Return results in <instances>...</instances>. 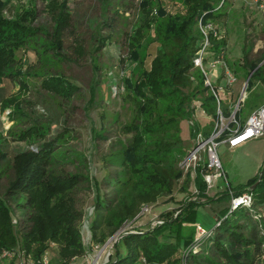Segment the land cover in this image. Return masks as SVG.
Masks as SVG:
<instances>
[{
  "label": "trees",
  "instance_id": "obj_1",
  "mask_svg": "<svg viewBox=\"0 0 264 264\" xmlns=\"http://www.w3.org/2000/svg\"><path fill=\"white\" fill-rule=\"evenodd\" d=\"M94 1L88 11L93 7L99 13L90 17L78 13L79 0H0V111L10 109L13 122L5 135L0 120V255L19 249L36 264L48 256L51 264H70L89 253L82 235L84 192L94 195L91 245L101 246L136 222L143 207L164 198L172 202L175 192L190 193L194 183L198 193L185 199L178 217L169 211L162 214L161 225L125 230L105 263L182 264L183 253L194 241L186 225L194 221L196 208L231 201L226 191L209 197L203 168L193 179L181 163L199 134L212 136L218 118L216 99L194 63L205 41L201 25L211 22L221 29L222 24L227 30L235 13L230 0ZM170 3L180 10H170ZM129 10H135L136 17L133 28L126 30L120 23L128 20ZM245 30L239 66L246 77L254 72L247 92L253 81L264 86V49L254 57L256 45ZM209 36L205 62L227 51L226 34ZM110 45L124 47L120 61L133 65L116 86L115 95L129 108L125 120L121 113L100 110V89L109 82L102 55ZM69 50L77 56L75 62L86 61L93 69L84 110L89 115L96 109L100 119L92 140L104 170L101 179L92 174L88 155L73 143L68 116L84 94L63 68L72 60ZM14 86L19 87L17 93H12ZM32 94L38 97L31 99ZM40 104L46 105L42 113ZM263 105L258 99L255 111ZM223 109L230 117L229 107ZM185 121L191 146L182 138ZM227 136L225 132L220 141ZM10 141L25 147L11 150ZM101 143L108 146L102 149ZM258 180L233 188L236 195L250 192L252 205L226 209L220 225L187 264H264V167L256 185Z\"/></svg>",
  "mask_w": 264,
  "mask_h": 264
},
{
  "label": "rangeland",
  "instance_id": "obj_2",
  "mask_svg": "<svg viewBox=\"0 0 264 264\" xmlns=\"http://www.w3.org/2000/svg\"><path fill=\"white\" fill-rule=\"evenodd\" d=\"M79 2L80 5L77 7V10L80 15L85 13L89 14L90 17L98 15V10L93 8V4H96L94 3V0H79ZM229 3L232 11L235 13L233 14L234 19H231L232 21L228 25L227 30V27L225 28V25L221 24V31L223 35L226 34L227 60L234 68H237L238 80L227 93L224 95L221 94V100L223 107H229L232 115V106L236 105L239 101L243 87L248 79L243 69L239 66V59L243 54V47L245 44V29L249 30L250 38L255 45L260 42L264 44V12L258 7L256 0H230ZM38 5L39 10H43L42 2H39ZM92 5L93 7L88 11ZM168 8L172 11L180 10V6L176 3H170ZM243 14L245 15V25H243ZM127 15L129 16L128 20L123 23H120V21L119 23L123 24L126 30H131L135 21L136 11L129 10V14ZM81 25L84 29H86V23H81ZM119 39L121 41L122 34L119 36ZM69 43H72L71 37L69 38ZM68 52L72 60L65 62L63 68L65 72L83 88L82 93L84 94L77 102H75L76 108L74 112L70 113L68 116L69 126L76 137V140L73 141V143L80 147V149L88 155L91 161L92 174L98 179H101L104 174V170L101 166V162H99V154L96 153L94 149V142L92 140V129L100 126V119L97 116L96 109L89 115L84 110V107L87 106V101L89 99V89L92 82L93 69L86 61L81 60L75 62L77 56L73 55L70 50ZM260 52L261 51L259 50H255L253 54L254 57L259 55ZM124 54H126V51L122 46L120 48L115 45H110L104 50L102 60L106 62L104 71L109 74V82L107 86L100 89V94L103 95L104 100V102L101 103L100 110L103 108L108 109L106 110L108 112L107 115L121 113L123 120H125L128 116L127 114L129 113V108L128 105L122 101V99H118V95H115L117 92L116 86H121V77L129 74L130 70L133 68V65L130 63L123 66L120 58L123 57ZM18 90L19 87L14 86L12 93H17ZM246 93V100L241 106V111L237 114V119L243 126L247 123L248 118L255 111L256 101L260 98L264 100V86L257 84L256 81H253L252 87L248 89ZM34 96L38 97L37 94H32L31 99H34ZM45 107L46 105L40 104L38 110L42 113ZM9 112L10 109H6L4 112L0 111V120L2 122L5 135H7L8 131L13 126V122L9 120ZM182 138L187 145L191 146L193 144L190 137V124L187 121L182 123ZM10 142L9 147L11 150L22 149L25 147L23 143ZM107 146V143L100 144L102 149H105ZM218 154L230 185L233 188L244 187L251 180L260 176L263 172L264 137L250 141L237 149H231L228 144L222 142L218 148ZM193 189L194 187L191 183L190 193H180V191H177L174 194V200L172 202L170 201V198H164L153 206L143 207L140 215L136 219V222H131L125 225L117 235L110 238L106 244L101 246L91 245L89 219L93 212L94 195L90 192H84V194H81V207L85 213L82 223V235L84 243L89 247V253L86 257L73 261L70 264H105L110 255L113 253V246L114 243L118 241L119 234L131 227L154 228L161 225L163 223L161 218L162 214L169 211L174 212V217H178L180 209L184 206L185 199L187 197L192 199L195 197L193 196ZM225 191L226 183L223 180H218L216 186L209 190L208 196L214 198L217 193ZM228 208H231V202L229 200H223L220 202L213 201L211 203L198 206L195 211L194 221L186 225V233L194 235L193 243L196 242L198 229L203 228L207 232L212 231L217 226L219 217ZM47 259L49 264H51L49 256ZM0 264L36 263L32 256L26 255L24 251L18 249L16 252L10 254L8 258L1 260ZM41 264H44V262Z\"/></svg>",
  "mask_w": 264,
  "mask_h": 264
},
{
  "label": "built area",
  "instance_id": "obj_3",
  "mask_svg": "<svg viewBox=\"0 0 264 264\" xmlns=\"http://www.w3.org/2000/svg\"><path fill=\"white\" fill-rule=\"evenodd\" d=\"M258 7L264 11V3L256 0ZM205 41L203 47L197 53L194 61L195 66L199 68L206 78V85L210 93L215 97L217 103V121L215 131L208 139L199 134L196 139L195 147L188 153L186 158L181 163L186 172L191 171L192 178L196 177V170L202 167V173L205 183L207 184L208 193L211 188L216 186L218 180H223L226 183V192L231 196V211L239 207H250L253 198L250 192H245L242 195H236L233 187L230 185L227 175L224 171L222 161L218 154V148L222 142L228 144L229 148L237 149L250 141L264 137V105L255 111L243 126L237 119L238 112L241 111V106L247 97L246 83L243 87L240 99L236 105L232 106V115L226 117L224 114L221 94H225L227 88H231L238 80L237 74L229 66L227 60V51L222 50L217 55L209 58L208 49L211 47L210 36L212 32L214 36L223 35L221 29H218L213 23L201 25ZM231 108V107H230ZM228 132V137L220 141L222 135ZM193 184V193L197 194L198 190ZM220 222L217 223V226ZM213 231L207 232L203 228H199L197 239L185 252L182 264H187L188 258L192 254L199 252L201 244L206 237H209ZM11 252L5 251L0 255V261L9 257ZM44 264H49L47 257L43 260Z\"/></svg>",
  "mask_w": 264,
  "mask_h": 264
},
{
  "label": "water",
  "instance_id": "obj_4",
  "mask_svg": "<svg viewBox=\"0 0 264 264\" xmlns=\"http://www.w3.org/2000/svg\"><path fill=\"white\" fill-rule=\"evenodd\" d=\"M253 73H254V72H253ZM253 73H251V74L249 75L248 79L246 80V87L248 86V83H249V81H250V79H251ZM262 178H263V172L260 174V176H259V180H258V182L256 183V185L262 180ZM256 185H255V186H256ZM255 186H254V187H255ZM254 187H252V188H254ZM250 190H252V189H250Z\"/></svg>",
  "mask_w": 264,
  "mask_h": 264
},
{
  "label": "crops",
  "instance_id": "obj_5",
  "mask_svg": "<svg viewBox=\"0 0 264 264\" xmlns=\"http://www.w3.org/2000/svg\"><path fill=\"white\" fill-rule=\"evenodd\" d=\"M261 49H264V44L262 42L256 44V47H255L256 51L261 50Z\"/></svg>",
  "mask_w": 264,
  "mask_h": 264
},
{
  "label": "bare ground",
  "instance_id": "obj_6",
  "mask_svg": "<svg viewBox=\"0 0 264 264\" xmlns=\"http://www.w3.org/2000/svg\"><path fill=\"white\" fill-rule=\"evenodd\" d=\"M99 260V259H98Z\"/></svg>",
  "mask_w": 264,
  "mask_h": 264
}]
</instances>
